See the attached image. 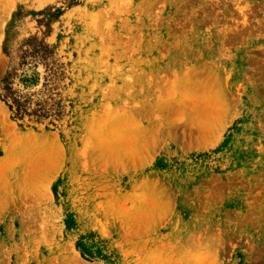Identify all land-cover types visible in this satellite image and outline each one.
<instances>
[{
    "label": "rangeland",
    "instance_id": "rangeland-1",
    "mask_svg": "<svg viewBox=\"0 0 264 264\" xmlns=\"http://www.w3.org/2000/svg\"><path fill=\"white\" fill-rule=\"evenodd\" d=\"M0 0L46 29L67 115L0 103V264H264V0Z\"/></svg>",
    "mask_w": 264,
    "mask_h": 264
},
{
    "label": "trees",
    "instance_id": "trees-1",
    "mask_svg": "<svg viewBox=\"0 0 264 264\" xmlns=\"http://www.w3.org/2000/svg\"><path fill=\"white\" fill-rule=\"evenodd\" d=\"M69 0L66 8L76 6ZM62 8L46 7L38 12H25L19 8L18 19L26 16L40 17L36 20L45 33L20 37L17 33H5L2 54L7 67L0 79V103L11 121L24 124L45 125L55 128L67 115L70 100L63 91L70 83L68 62L58 54L59 41L49 43L51 26L63 15Z\"/></svg>",
    "mask_w": 264,
    "mask_h": 264
}]
</instances>
